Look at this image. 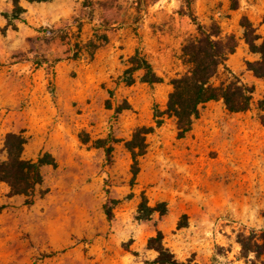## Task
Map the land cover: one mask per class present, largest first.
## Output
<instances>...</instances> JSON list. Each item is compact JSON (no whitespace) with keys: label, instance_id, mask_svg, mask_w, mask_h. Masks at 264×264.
I'll return each instance as SVG.
<instances>
[{"label":"rangeland","instance_id":"obj_1","mask_svg":"<svg viewBox=\"0 0 264 264\" xmlns=\"http://www.w3.org/2000/svg\"><path fill=\"white\" fill-rule=\"evenodd\" d=\"M191 1L202 25L236 39L211 83L231 72L255 92L242 113L205 104L180 138L174 118L156 115L170 80L188 70L182 47L198 37L184 0H146L141 12L137 0H60L32 5L31 18L0 0V160L5 136L17 133L26 159L56 162L42 168L33 196H11L0 183V264H156L148 241L157 231L183 262L264 264L238 243L264 229V78L246 68L260 55L241 26L246 17L264 37V0ZM137 51L163 83L142 82L140 71L125 84ZM138 127L155 130L133 179L125 143ZM143 195L151 207L166 203V215L138 220Z\"/></svg>","mask_w":264,"mask_h":264},{"label":"trees","instance_id":"obj_2","mask_svg":"<svg viewBox=\"0 0 264 264\" xmlns=\"http://www.w3.org/2000/svg\"><path fill=\"white\" fill-rule=\"evenodd\" d=\"M16 14L24 9L20 6L21 1L29 3H51L55 0H10ZM154 2L156 0H150ZM146 0H137V10L141 12ZM92 0H84V5L89 6ZM187 6V13L191 22L195 25L198 37L187 41L182 47V57L188 66L185 74L179 75L170 80L172 91L168 96L166 108L163 112H157L156 117L167 116L174 118L177 124L178 135L185 137L192 128L193 121L199 117L200 108L212 101H222L226 109L231 113H242L248 111L253 103L254 87L243 83L238 77L229 72L232 80L222 82L215 86L211 80L218 74L221 68H226V62L230 55L235 52L236 39L234 36L222 37L221 30L217 24L209 28L202 25L192 12V1L184 0ZM264 22V20H263ZM244 29V37L249 50L253 54L260 55L255 62H247L246 68L258 79L264 78V37L256 33L253 24L244 17L241 21ZM90 58L97 46L90 42ZM128 68L123 73V79L127 86L134 84V74L143 71L141 81L148 84L163 83L151 64L141 57L137 51L128 60ZM264 105V100L261 102ZM128 107V106H127ZM118 108L117 113L128 109ZM162 125V120L156 121V127ZM154 127H138L135 129L130 141L125 143L126 148L132 154L133 166L132 175L135 179L139 172L138 157L143 156L147 149L146 136L154 132ZM102 143V141L97 142ZM27 144L22 134L8 133L4 140L6 158L0 160V183L9 187L11 196H33L36 188L43 184L42 168L44 166H56L55 160L44 154L36 160L26 159L24 150ZM110 151V148L108 149ZM158 213L161 217L167 213L166 203H159L151 207L147 198L143 195L138 207L140 221H150L152 215ZM107 217L111 212H106ZM238 243L244 255L254 254L258 258L264 257V229L259 232H251L248 235L241 234ZM148 248L156 252V264H195L192 261H180L164 245V235L157 231L156 235L149 239Z\"/></svg>","mask_w":264,"mask_h":264},{"label":"crops","instance_id":"obj_3","mask_svg":"<svg viewBox=\"0 0 264 264\" xmlns=\"http://www.w3.org/2000/svg\"><path fill=\"white\" fill-rule=\"evenodd\" d=\"M5 1H6V0H5ZM7 1H8V2H11L10 0H7ZM59 1H60V0H55V1L51 2V3H40V4H53V3H57V2H59ZM80 1H84V0H80ZM70 3H71V0H68V4H70ZM34 4L39 5L38 3H29V2H27V1H21V2H20V6L27 10L26 15H27L28 17H30V18H31L30 7H31L32 5H34Z\"/></svg>","mask_w":264,"mask_h":264}]
</instances>
